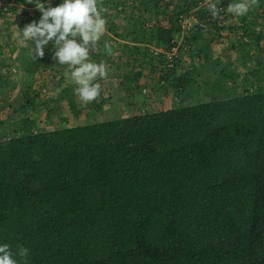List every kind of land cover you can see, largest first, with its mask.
Wrapping results in <instances>:
<instances>
[{
    "label": "trees",
    "instance_id": "1",
    "mask_svg": "<svg viewBox=\"0 0 264 264\" xmlns=\"http://www.w3.org/2000/svg\"><path fill=\"white\" fill-rule=\"evenodd\" d=\"M43 1L45 7L62 2ZM140 1L146 11L159 12L157 0ZM201 1H184L167 24L153 18L152 27L139 24L124 33L113 21L108 26L117 39L132 32L136 45L120 55L124 96H145L144 89L160 85L180 98L167 109L146 107L144 100L132 115L117 110L109 120L38 131L31 114L47 100L33 86L54 49L50 41L35 60L29 46L21 47L19 69L13 67L22 79L19 127L0 130V244L13 253L28 248L27 264H264V21L254 8L247 16L233 15L238 24L226 26L227 6L239 0H220L218 18L208 7L193 10ZM5 2L8 13L17 9L10 2L35 7L27 0ZM110 4L120 12L127 0H102V16ZM35 10H24L29 23L42 15ZM188 11L197 21L183 34L189 48L179 49L170 64L168 52L184 32L181 19ZM206 27L219 36L226 29L241 33L230 49L242 64L255 49L257 67L244 76L242 92L228 81L240 73L213 58ZM152 44L160 50H150ZM109 46L100 40L90 60L99 61ZM16 49L9 40L0 42L5 94L19 85L2 72L16 63ZM188 56L191 68L180 71ZM210 64L218 73L212 85L197 77ZM204 89L211 91L209 100L199 98Z\"/></svg>",
    "mask_w": 264,
    "mask_h": 264
},
{
    "label": "rangeland",
    "instance_id": "2",
    "mask_svg": "<svg viewBox=\"0 0 264 264\" xmlns=\"http://www.w3.org/2000/svg\"><path fill=\"white\" fill-rule=\"evenodd\" d=\"M157 1H158L160 10L158 13H154V14L142 8L143 4L141 3L140 0H127V5L126 7H124V9H122V7H119L120 12H118L113 7L112 4H110L109 6L106 5V7H104V12L106 13L107 17L105 15H103V17L106 19L107 24H106V32L104 36L101 38V40H104L105 42H107L111 47L110 46L107 48L105 47L106 49L104 48V50L101 51V56L98 58L99 61H95V62L104 63L106 65L108 69V76H107L108 81L107 82L111 83L112 86L114 84L117 85L118 83H120L121 78L117 76L120 73V70H122L121 67L123 66L122 65L123 62L121 61L122 59L120 57L122 51L128 50V48H133L136 45L132 39L133 37L132 32H130L128 39H125V40L117 39L115 37L116 35L109 30V27H108L109 24L111 23V21L115 22L116 30L122 33H124L126 30L128 31V29L136 30L139 27V24L145 26L148 29L149 27H152L154 25V22L150 20L153 18L155 20H158L161 24H167L168 17L171 15L177 14L179 10L181 9V5H183L184 1H187V0H157ZM179 1L180 3H178ZM201 2H205L206 4H208L209 2H215V0H205ZM201 2H199L198 6H196L193 10H195L197 7H198V10L203 9L201 8L202 6ZM6 3H9V2H5V0H0V42L5 44V42L9 40V43L11 44V46L15 45L17 49H16L14 56L20 55L19 50L21 49L22 46H29L35 54V47L33 43L31 41L24 43V39L22 36L23 30L21 29L19 22H23L25 26L29 24V22L27 21V14L25 13L24 10H28L29 14L33 15L36 12L35 10L36 6L35 7H27V6H22V5L20 6V5H17L15 2H10L11 6L12 7L14 6L17 9L16 11L13 9L14 12L11 11L12 13H8L6 12L7 10H5L7 7ZM191 14L193 15L194 11H188L185 14V16L189 17ZM256 16L264 17V13L260 16L258 15V11H257ZM191 18L192 17L188 18V22H189L188 24H186V22H183L182 28L184 32L176 34L175 39H174L177 41L176 46L180 47V49L184 51H187L186 48H189V47L183 45L185 41V36L183 34L184 33L187 34L192 24H194V21ZM226 19H227L226 26L234 25L231 21L230 16H228ZM263 19L261 17V21H263ZM143 32H144V28L142 30H138L137 32H135V35L138 34L137 37H139L140 35L142 36L144 35ZM145 32H147V30ZM205 32H206V36L210 40V43L211 44L216 43V46H217L216 51L220 55L223 56L222 60L224 61V63L227 64V68L229 70H237L240 73V75L235 80L229 79L228 81L231 86L236 88V91L238 93L242 92L244 89V81H243L244 76L249 74L250 68L257 67L256 55H255V52L253 51L254 49L252 48V50L250 51V54H252V57H251L252 60L249 62L248 61L245 62V64H242L240 59L238 58L239 54L236 51L230 49V42L232 41V39L237 38V33L232 32V31L231 32L227 31L225 33L226 39L223 40L221 39L222 35H220V38H219V35H216L215 33L214 35L212 34L213 31L210 32L206 30ZM238 34H240V32H238ZM243 40H245V38ZM223 42L227 44L226 47H223V46L218 47L219 43H223ZM153 44L149 46L150 50H153V47L155 46V45L153 46ZM192 49L196 50V47L192 46ZM3 50L5 52H7L8 50L5 45H4ZM91 52H97V51H91ZM144 53L146 52L144 51ZM5 56L6 55H4V57ZM214 56L215 55L213 54V58ZM262 56L264 58V52L262 53ZM45 57L50 58L51 60L50 66L47 67L43 65L44 67H41L40 71L37 73V76H36V83H35L34 89L40 90L41 97L47 100L45 105L40 106V108L38 109L39 111L41 110L39 117H38V118H42L40 121L41 122L40 125L42 124V121L45 120V124L43 126L46 130H51L54 128L69 126V125L75 126V125L89 124V123H93L97 121L109 120L113 118L112 117L114 115L113 113L117 112V110L120 109V104L124 103L126 98L124 97V92H123L124 88L122 84L118 85L117 86L118 88L113 87L112 89H110V93L105 95L104 94L105 90L103 89L104 79L98 78L96 82L100 83L101 89H102L99 99L89 104H86V105L82 104V102L79 100L78 96L74 92V89L77 87V85H75V83L71 80L69 75H65V73L68 71L67 66L58 64L57 61L53 58V53L48 52L46 53ZM0 58H1V55H0ZM14 59L16 63L11 67L7 66L8 64L5 65L6 68H4L2 72L6 73V71H8L9 73H11V76L14 79V81L17 82L22 87V82H21L22 79L20 75L15 72V70L19 69L18 59L16 58ZM5 61H7V63L8 62L10 63L12 60L10 59L9 61L8 58H6ZM194 61L199 66L202 63V56L195 57ZM210 65L211 67H213V64H210ZM15 66L18 69H14L13 67ZM188 68H191V59L189 56L184 57L180 71L184 69H188ZM123 69L125 68L123 67ZM200 72L201 73L203 72V73L201 75H197V77H199L200 80H204V82L210 83V85H212L215 78L218 77V73L214 71L212 68H210V70L201 69ZM148 89H150L153 92L150 94L149 97H147V95L146 96L141 95V97H143L144 99L150 98L149 100L146 99V107L152 108L156 106V108H159L158 105H161V107L165 108V106L171 107L174 102H177V103L180 102V98L175 96L173 92L174 90L172 89L173 93H171L170 95L171 97H169V102L167 105L164 106L160 101L164 97L159 98V95L157 93L158 91H161V86L158 85L155 88L149 86ZM111 93H114L112 94V96L114 97V100H112V97L110 95ZM163 93L165 92L163 91ZM20 94H21V90H20V93L18 92V90H15V91L13 90L11 92V96L13 99H17L18 95ZM138 94L140 95L141 92H138ZM6 95H7V98H9L10 93L9 94L6 93ZM118 96H120V101H119L120 104L118 103ZM211 96H212L211 91L208 89L207 90L204 89L200 93L199 98L200 100H209ZM0 98L1 99L3 98L2 95H0ZM68 99H71L73 101V104L76 103L78 105V101L82 104L83 109H81L82 110L81 114L85 113L82 119L81 118H66V117L64 118L61 116V114H64V111H69L70 115H72V113L74 112L72 108L70 107ZM153 100L157 102L156 105L152 102ZM195 100L196 99H194V101ZM111 101H114V102H111ZM195 102H197V100ZM98 103L103 104L104 107L105 106L108 107L112 103L111 104L112 106H110L107 109L106 107L104 109L101 107V110L98 109L95 112H93L92 109L94 110L97 109V106H99ZM88 112H91L93 116L88 117L87 116ZM12 113L14 112L12 111ZM37 113L38 112H34L33 115H31L32 118H34V115H36ZM6 114L7 113L3 112L2 116L5 117L7 116ZM49 115H50V118L52 116L53 118L51 119L49 117L47 118V116ZM60 116L62 118H60Z\"/></svg>",
    "mask_w": 264,
    "mask_h": 264
},
{
    "label": "clouds",
    "instance_id": "3",
    "mask_svg": "<svg viewBox=\"0 0 264 264\" xmlns=\"http://www.w3.org/2000/svg\"><path fill=\"white\" fill-rule=\"evenodd\" d=\"M27 2L34 3L42 13L38 22L33 20L22 31L24 41H31L35 47L33 58L36 60L37 57H43L44 47L51 41L53 58L58 64L67 66L65 75H69L77 85L74 92L82 104L99 99L102 89L96 81L98 78H107L108 69L104 63L91 61L90 51H99L96 50L98 42L106 32L107 21L99 7L102 0H62L56 6L47 7L41 0ZM219 2L220 0H215L207 5L213 18L219 17ZM259 2L260 0H239L230 3L227 12L236 17H244L258 7ZM206 29L208 27L204 28ZM155 48L159 49L153 47ZM29 252L28 248L21 247L13 253L8 244H0V264H20L21 260L27 264ZM14 256H19L20 260L14 259Z\"/></svg>",
    "mask_w": 264,
    "mask_h": 264
},
{
    "label": "crops",
    "instance_id": "4",
    "mask_svg": "<svg viewBox=\"0 0 264 264\" xmlns=\"http://www.w3.org/2000/svg\"><path fill=\"white\" fill-rule=\"evenodd\" d=\"M261 9V10H260ZM255 10H256V13H257V11H258V15H262L263 13H264V4L263 5H261L260 6V4H259V6L258 7H256L255 8ZM260 10V11H259ZM255 13V14H256ZM254 14V15H255ZM253 15V16H254ZM228 16H230V18H231V21H232V23L235 25V24H238V22L236 21V18L232 15V14H230V13H228ZM259 17V16H258ZM262 17V19L264 18L263 16H261ZM261 17H259L260 18V20H261ZM264 21V20H263ZM237 22V23H236ZM206 30H208V31H213V35H214V33H215V31L213 30V28H211V27H209L208 29H206ZM206 30H204V33H205V36H206ZM227 31H229V30H224V31H222L221 32V35H222V37H221V39H226L225 38V33L227 32ZM216 34V33H215ZM233 34V33H232ZM237 35H241V33L240 34H238L237 33ZM207 37V36H206ZM217 38V37H216ZM219 38H220V36H219ZM218 41H219V39H218ZM242 41H243V39H242ZM24 43H27V42H25L24 41ZM215 45V46H214ZM226 45L227 44H225L224 42L223 43H219V45H218V47L219 46H223V47H226ZM211 46H212V48H213V53H214V58H220V59H223V56L222 55H220L216 50H217V46H216V43L215 44H211ZM32 50V49H31ZM252 50V49H251ZM20 51V50H19ZM254 52H255V49L253 50ZM19 54H21L20 52H19ZM22 56V55H21ZM17 58V56H12V58ZM23 57V56H22ZM5 59L6 58H8V60L10 61V59H12L11 58V56H9V55H6L5 57H4ZM1 61V60H0ZM123 65V64H122ZM210 68H213L214 67V65H213V67H211V65L209 66ZM123 71H125V70H123V68H122V70H120V73H122ZM119 73V74H120ZM108 81V79L106 78V79H104V82H103V86H104V90H105V92H104V94L106 95V94H109L110 93V89H112L113 87H117L118 85H121V79H120V83H118L117 85L116 84H114L113 86H112V84L111 83H108L107 82ZM105 82H107V83H105ZM35 83H36V81H35ZM35 83H34V86L33 87H35ZM106 86V87H105ZM149 86V85H148ZM21 86L20 85H18V87L16 88V89H14V91L15 90H18V92L20 93V90H21ZM118 88V87H117ZM103 90V91H104ZM13 90H10L9 91V93H10V96H9V98H7V95L4 93V92H0V95H2V99L0 98V130H4V133H10L11 132V130L13 129V127L15 126H17V127H19L17 124H19L20 123V113L19 112H17L16 110H17V108H18V106L20 105V103H21V101H22V99H23V96H22V93L20 94V95H18V98L17 99H13L12 98V96H11V92H12ZM163 91H164V89H161V91H158L157 93H158V95H159V98H163L162 100H160L161 101V103L165 106V105H167L168 104V102H169V97H171L170 95H171V93H173L172 91L171 92H168V93H163ZM165 92V91H164ZM9 93H7V94H9ZM149 94H147V97H149L150 96V94L151 93H153L150 89H149V92H148ZM112 94H114V93H111L110 95H111V97H112V100H114V97L112 96ZM128 96V95H127ZM142 96H144V95H142ZM146 96V95H145ZM126 99H125V101H124V103L123 104H120L119 103V101H120V96H118V103L120 104V109H119V112H121V111H123V114H129V115H132L133 113H135V111H137V108L141 105V103H143V101L144 102H146V99L147 100H149L150 98H146V99H144L143 97H138V96H136L137 98H135V99H132V98H134V97H129V98H127L126 96H124ZM195 98H197V97H194V99ZM111 102H114V101H111ZM154 104H157V102L156 101H152ZM99 104V106H97V109H92V111L93 112H95L96 110H98V109H100L101 110V107L104 109L105 107H106V109L107 108H109L110 106H112L111 104H110V106H105L104 107V105L103 104H100V103H98ZM75 111L72 113V115H70L69 114V111H64V114H61V116L62 117H66V118H83L84 117V114L85 113H82L81 114V109H83L82 108V104L78 101V105L75 103ZM167 108H170V107H166L165 106V108L164 109H167ZM12 111L14 112V113H12ZM41 111V110H40ZM40 111L39 110H37V111H35V112H38L36 115H34V118H32V119H34V120H36L37 121V129L36 130H40V131H43V130H46L45 128H44V124H45V120L44 121H42V124L40 125V121H41V119L42 118H38L39 117V114H40ZM7 113L6 115L7 116H2V113ZM33 113L34 112H32V114L31 115H33ZM60 116V118H62ZM87 116L89 117V116H93L92 114H91V112H88L87 113ZM32 117V116H31ZM49 116H47V118H48ZM50 118V117H49ZM51 118H53V116L51 117ZM50 118V119H51ZM69 123H70V121H69ZM69 126H71V125H69Z\"/></svg>",
    "mask_w": 264,
    "mask_h": 264
},
{
    "label": "built area",
    "instance_id": "5",
    "mask_svg": "<svg viewBox=\"0 0 264 264\" xmlns=\"http://www.w3.org/2000/svg\"><path fill=\"white\" fill-rule=\"evenodd\" d=\"M201 3H202L201 8H205L208 5L205 2H201ZM197 10H198V7L195 9V11H197ZM193 15L191 14L189 17L188 16L187 17L186 16H182V19H181L182 23L183 22H186V24H188L189 23L188 22V18H190V17H192L191 19H194L195 18V15L194 16ZM194 22L196 23L197 21H194ZM199 25H201L202 27H205L206 26V24H200V23H199ZM179 48L180 47H178V46L175 45V46L171 47L170 51L168 52L167 57H168V59L170 61V64H171V59H173L174 56H177V54L179 52ZM157 50H159V49H157ZM147 92H148V88L144 89V93L146 94Z\"/></svg>",
    "mask_w": 264,
    "mask_h": 264
}]
</instances>
